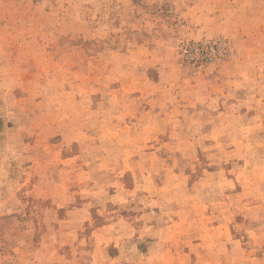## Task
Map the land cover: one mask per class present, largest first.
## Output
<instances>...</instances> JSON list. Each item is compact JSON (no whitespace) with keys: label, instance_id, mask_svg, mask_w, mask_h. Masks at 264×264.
<instances>
[{"label":"rangeland","instance_id":"374dc122","mask_svg":"<svg viewBox=\"0 0 264 264\" xmlns=\"http://www.w3.org/2000/svg\"><path fill=\"white\" fill-rule=\"evenodd\" d=\"M0 264H264V0H0Z\"/></svg>","mask_w":264,"mask_h":264}]
</instances>
